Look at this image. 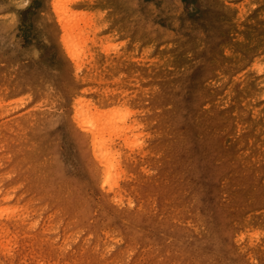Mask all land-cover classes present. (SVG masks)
<instances>
[{"label": "rangeland", "instance_id": "rangeland-1", "mask_svg": "<svg viewBox=\"0 0 264 264\" xmlns=\"http://www.w3.org/2000/svg\"><path fill=\"white\" fill-rule=\"evenodd\" d=\"M52 1L0 0V264H264V0H76L79 59ZM78 100L135 114L116 197Z\"/></svg>", "mask_w": 264, "mask_h": 264}, {"label": "bare ground", "instance_id": "bare-ground-1", "mask_svg": "<svg viewBox=\"0 0 264 264\" xmlns=\"http://www.w3.org/2000/svg\"><path fill=\"white\" fill-rule=\"evenodd\" d=\"M75 1L53 0L51 5L57 11L60 36L68 53L79 59L86 48V43L78 32L79 21L73 9ZM86 102L78 100L73 106L77 137L90 158L96 180L101 182L104 188L109 187L107 193H113L116 197L121 193L117 183L125 170L122 169L124 152L117 147V142L120 144L125 140L126 133L132 128L125 123L135 114L129 109L113 107L110 105L111 102L106 104ZM126 140L128 144L129 138ZM115 172L117 174H114Z\"/></svg>", "mask_w": 264, "mask_h": 264}]
</instances>
